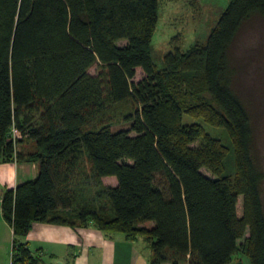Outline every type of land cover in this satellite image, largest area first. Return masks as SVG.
<instances>
[{
  "label": "trees",
  "instance_id": "1",
  "mask_svg": "<svg viewBox=\"0 0 264 264\" xmlns=\"http://www.w3.org/2000/svg\"><path fill=\"white\" fill-rule=\"evenodd\" d=\"M158 5L0 0V161L38 167L1 195L10 264H44L19 239L34 221L143 236L148 264H229L235 253L232 264H264V173L229 57L243 23L264 17V0H229L205 43L168 50L161 68L149 50ZM137 68L143 75L134 80ZM123 101L131 102L129 126L114 130L101 118ZM183 114L226 130L232 174L224 172L228 147ZM23 141L32 142L25 152ZM106 176L115 184L104 186Z\"/></svg>",
  "mask_w": 264,
  "mask_h": 264
},
{
  "label": "rangeland",
  "instance_id": "2",
  "mask_svg": "<svg viewBox=\"0 0 264 264\" xmlns=\"http://www.w3.org/2000/svg\"><path fill=\"white\" fill-rule=\"evenodd\" d=\"M229 0H159L157 23L150 42V56L157 68L163 67V55L168 50L178 47L180 50H187L191 46L204 44L206 38L216 23L220 13L225 8ZM229 57L236 69L234 78V89L237 94L248 105L254 130V159L264 173V17L253 15L246 20L237 35L235 36L230 49ZM97 65L89 67L90 73H96ZM143 75L140 68L136 69L134 80ZM131 102L123 101L112 104L102 115V121L111 124L112 129L127 128L129 123L124 120V116L130 111ZM184 122L197 121L201 123L205 130L212 136L218 138L228 147L224 158V172L232 174L234 172V154L232 146L223 127L210 125L200 118H193L183 114ZM194 145V144H192ZM202 172H209L201 168ZM114 176H106L101 182L105 185L115 184ZM99 189V188H98ZM260 195L264 210V178L260 186ZM100 199V201H102ZM99 204V203H98ZM242 197L237 199V213L241 215ZM146 227H151L152 222L144 223ZM119 239L123 237L122 232H114ZM248 235L245 230L243 237L237 240L240 245L244 237ZM117 242H122L117 240ZM116 264H148L151 257L149 242L138 236L127 243H117ZM135 254L134 255V251ZM240 253H235L229 264L238 260ZM242 259L246 261V257ZM166 264V263H165Z\"/></svg>",
  "mask_w": 264,
  "mask_h": 264
},
{
  "label": "crops",
  "instance_id": "3",
  "mask_svg": "<svg viewBox=\"0 0 264 264\" xmlns=\"http://www.w3.org/2000/svg\"><path fill=\"white\" fill-rule=\"evenodd\" d=\"M31 146V141H23L18 150L25 152ZM37 171L36 161H0V196L6 188L33 179ZM116 236L92 226L34 221L28 233L19 239L26 242L32 252H39L44 264H57L58 261L61 264H116L117 243L128 241L124 235L119 239ZM11 240V227L0 210V264H10ZM133 261L129 264H137Z\"/></svg>",
  "mask_w": 264,
  "mask_h": 264
},
{
  "label": "built area",
  "instance_id": "4",
  "mask_svg": "<svg viewBox=\"0 0 264 264\" xmlns=\"http://www.w3.org/2000/svg\"><path fill=\"white\" fill-rule=\"evenodd\" d=\"M17 130L16 129H12V134H13V136H15V135H17ZM0 201H1V196H0Z\"/></svg>",
  "mask_w": 264,
  "mask_h": 264
},
{
  "label": "water",
  "instance_id": "5",
  "mask_svg": "<svg viewBox=\"0 0 264 264\" xmlns=\"http://www.w3.org/2000/svg\"><path fill=\"white\" fill-rule=\"evenodd\" d=\"M57 264H61V261H58Z\"/></svg>",
  "mask_w": 264,
  "mask_h": 264
}]
</instances>
